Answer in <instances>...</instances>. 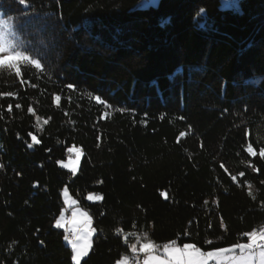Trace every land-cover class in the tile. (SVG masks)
<instances>
[{"label":"trees","instance_id":"16d2710c","mask_svg":"<svg viewBox=\"0 0 264 264\" xmlns=\"http://www.w3.org/2000/svg\"><path fill=\"white\" fill-rule=\"evenodd\" d=\"M26 2L0 0L44 69L0 70V93H15L0 97V264H73L54 226L65 187L95 229L80 264L132 255L117 228L209 250L264 226V0ZM29 106L48 121L39 130ZM72 145L75 176L56 163Z\"/></svg>","mask_w":264,"mask_h":264},{"label":"snow or ice","instance_id":"6c2138e0","mask_svg":"<svg viewBox=\"0 0 264 264\" xmlns=\"http://www.w3.org/2000/svg\"><path fill=\"white\" fill-rule=\"evenodd\" d=\"M18 3L22 6L29 7L26 0H18ZM203 11V9L201 10ZM11 26L7 21L0 20V70H9L13 72L18 78L23 79L22 67L28 66L32 67L38 72H43V65L38 56L31 54L30 49L22 41H18L14 36L10 35ZM9 57L15 59L9 60ZM181 71L177 69V72ZM156 85V82L153 81ZM158 87V85H156ZM35 87V85H33ZM66 87L69 90H75L74 85L68 84ZM86 95L95 100L97 103L109 107L106 101H104L100 96L93 95L92 93H86ZM15 93L7 92L0 93V97H13ZM53 103H58L61 99L60 95L52 94ZM17 108L21 105L17 104ZM118 111H124L123 109H117ZM9 111H11V105H9ZM28 112L35 116L36 128L39 130L43 124L48 121L43 120L42 117L36 115L34 109L29 106ZM180 119H184L181 117ZM19 137V134H17ZM185 135L184 132L180 133V137ZM28 136L31 138V143L27 144L28 148H32L33 144H39L40 141L37 139L33 133L29 132ZM99 139V137L97 138ZM179 142V140H178ZM48 151V150H46ZM68 155V161L57 160L56 163L65 169H69L73 176L77 173L76 162L80 160V150L75 149L76 155L75 159L72 158V153L74 151L73 147H68L66 149ZM246 151L255 156L256 153L253 150L251 144L247 146ZM261 157H264V148L260 149ZM224 168V165L221 164ZM0 168L3 165L0 164ZM254 171L258 169L253 168ZM225 171H228L225 168ZM17 175H21L17 173ZM240 177L244 176L243 172L239 173ZM232 180H237V176L233 175ZM99 183V181H98ZM261 183H264L262 181ZM38 182H34L33 186L36 187ZM165 196V193H161ZM251 195V192H249ZM62 196L64 199V204L66 206H72V220H75L77 216L83 218V222L80 225L73 224L71 227L70 234L68 233L67 225L69 221L66 220L64 211L61 210L60 215L54 219V226L57 229H65L66 234L64 240L71 245L72 255L71 260L73 264H80L81 259L88 255L89 249L91 248V237L95 229L91 226V217L89 213L82 210L78 206V201L72 199L69 195V189L65 187L62 190ZM87 200L99 201L102 199L101 195L98 193H88ZM223 227V223L221 225ZM118 235H122V239L127 243L128 237H135L136 243L128 245L131 257L127 255H121L115 264H141L139 255L143 254L142 264H264V226L260 228L253 227L252 230L243 232L241 234L242 240L246 238V242H237L225 247H213L209 250H202L195 243H183L182 245L178 243L176 239L169 240L163 244H158L148 238V233L143 234V240L135 232L123 235V230L120 228L116 229ZM185 236H189L190 233L185 231ZM43 243V242H41ZM211 240H207L206 244H211Z\"/></svg>","mask_w":264,"mask_h":264},{"label":"rangeland","instance_id":"374dc122","mask_svg":"<svg viewBox=\"0 0 264 264\" xmlns=\"http://www.w3.org/2000/svg\"><path fill=\"white\" fill-rule=\"evenodd\" d=\"M157 3H158V0H140V2H139V7H147V6H149V5H157ZM237 3H238V0H220V6L221 7H224V8H235V7H237ZM9 60H13V59H15V58H13V57H9L8 58ZM71 147H73L74 148V151H73V153L71 154L72 155V158L73 159H75V155H76V152H75V149H79L80 150V160H81V157H82V155H83V152H82V149L79 147V146H75V145H72ZM68 153H67V156H66V158L65 159H63V161H65V162H67L68 161ZM80 160L79 161H77L76 162V168H77V171H78V167H79V163H80ZM60 166V165H59ZM67 170H69V169H67ZM70 171V170H69ZM64 189V188H63ZM95 194V193H94ZM69 195H70V197L72 198V199H75L72 195H71V193L69 192ZM61 196H62V191H61ZM62 200H63V202H64V199H63V196H62ZM79 206V205H78ZM80 207V206H79ZM81 208V207H80ZM82 210H84V211H86V212H88L87 210H85V209H83V208H81ZM64 212L65 211H67V212H69V215H66L65 213V217H66V220L67 221H69V223H68V225H67V228H68V233L67 234H70V231H71V227H72V225L73 224H75V225H80L82 222H83V218L82 217H79V216H77V218L75 219V220H72V215H71V213H72V206H66L65 204H64V208L62 209ZM89 213V212H88ZM60 215V214H59ZM89 216H90V214H89ZM92 226V225H91ZM63 229V228H62ZM64 231H65V229H63ZM65 234H66V231H65ZM93 235H94V232H93ZM93 235H92V237L90 238L91 239V243H92V238H93ZM66 243L71 247V245L66 241ZM90 250V249H89ZM84 258V257H83ZM82 258V259H83ZM81 259V260H82Z\"/></svg>","mask_w":264,"mask_h":264},{"label":"bare ground","instance_id":"6f19581e","mask_svg":"<svg viewBox=\"0 0 264 264\" xmlns=\"http://www.w3.org/2000/svg\"><path fill=\"white\" fill-rule=\"evenodd\" d=\"M64 213H65L66 215H69V212H67V211H65ZM142 255H143V254H140L139 257L142 256Z\"/></svg>","mask_w":264,"mask_h":264},{"label":"built area","instance_id":"2783aa9c","mask_svg":"<svg viewBox=\"0 0 264 264\" xmlns=\"http://www.w3.org/2000/svg\"><path fill=\"white\" fill-rule=\"evenodd\" d=\"M129 257H131V255ZM139 259L141 260V264H142L143 255L140 256Z\"/></svg>","mask_w":264,"mask_h":264}]
</instances>
